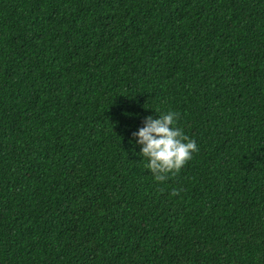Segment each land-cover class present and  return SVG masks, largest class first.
Listing matches in <instances>:
<instances>
[{
  "label": "trees",
  "instance_id": "obj_1",
  "mask_svg": "<svg viewBox=\"0 0 264 264\" xmlns=\"http://www.w3.org/2000/svg\"><path fill=\"white\" fill-rule=\"evenodd\" d=\"M0 264H264V0H0Z\"/></svg>",
  "mask_w": 264,
  "mask_h": 264
},
{
  "label": "clouds",
  "instance_id": "obj_2",
  "mask_svg": "<svg viewBox=\"0 0 264 264\" xmlns=\"http://www.w3.org/2000/svg\"><path fill=\"white\" fill-rule=\"evenodd\" d=\"M179 120L180 113L171 110L159 113L158 119L148 116L143 121L144 126L132 134L135 143L141 146L139 155L148 161L145 167L160 183L179 174L199 151L196 141L178 126ZM180 191L183 189H174L171 195H179Z\"/></svg>",
  "mask_w": 264,
  "mask_h": 264
}]
</instances>
